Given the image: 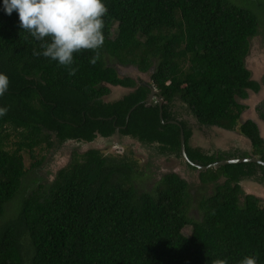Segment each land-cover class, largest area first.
<instances>
[{
    "label": "trees",
    "instance_id": "1",
    "mask_svg": "<svg viewBox=\"0 0 264 264\" xmlns=\"http://www.w3.org/2000/svg\"><path fill=\"white\" fill-rule=\"evenodd\" d=\"M262 17L264 0H0V264H264V206L241 185L264 186V165L192 164L264 162L260 127L241 122L239 102L261 90L246 59ZM151 85L162 109L145 102ZM110 87L132 91L104 101ZM178 100L199 127L239 131L251 153L193 147ZM256 111L264 122V103ZM115 136L198 172L213 187L197 202L200 219L179 175L145 191L137 181L148 168L132 152L92 146ZM68 143L88 147L68 149L50 183L29 177L42 152Z\"/></svg>",
    "mask_w": 264,
    "mask_h": 264
},
{
    "label": "rangeland",
    "instance_id": "2",
    "mask_svg": "<svg viewBox=\"0 0 264 264\" xmlns=\"http://www.w3.org/2000/svg\"><path fill=\"white\" fill-rule=\"evenodd\" d=\"M264 19V17H262ZM246 67L251 72V79L258 82L261 85V90L259 93H254L249 91V98L247 100H239L247 106V110L242 116V121L251 119L258 123L261 131V135L264 137V122L258 117L256 107L261 103H264V35H260L255 39L251 40V50L246 59ZM121 77H131L136 81H144L148 83L150 81L149 73H140L135 67H123L118 68ZM111 94L104 98V101H114L118 100L129 93L132 90L123 87H110ZM153 101V100H152ZM154 102V101H153ZM182 103L178 100L176 102L175 108L177 110H182L183 114H186V118L189 119L190 124L193 126V137L191 140V145L194 147L204 148L205 150L211 149H228L233 148V146L239 145L236 140H241L240 143L243 148L252 149L251 143L244 137L240 136L239 133H232L228 131H221L219 129H203L197 125L194 118L190 117V114L186 109H181ZM184 107V106H183ZM186 112V113H185ZM244 140V141H243ZM72 145L70 148L69 146ZM97 149H101L106 153L120 152L125 153L127 151L132 152L134 158L139 161L140 165L147 167L148 171L140 177L137 181V186L145 191L153 189L158 181L168 173H175L181 178L187 181L189 184V193L192 198V215L196 219H200V215L197 210V202L202 198L210 195L213 192L212 186H204L199 180V174L196 171H191L187 168L184 161H181L175 157L165 158L163 156H158L154 153V149L149 147H144L138 142L124 138L120 139L115 136L111 140H97L96 145H92ZM75 147L79 153L84 152L87 145L78 148L77 144H67L60 151L49 150L44 151L38 157L40 160L42 155L45 156L43 159V164L40 168L33 171V174H29V177L34 178V174H39L44 176L41 183H50L54 177L55 172L60 168L68 164L70 161L71 152L68 149ZM91 147V146H90ZM40 151H37V154ZM34 162L31 157L27 154L25 155V163L27 168H31ZM47 172V177H46ZM51 174V175H50ZM222 182V181H221ZM243 192L245 194H253L262 200V205L264 206V186L257 185L251 181L245 182L243 187ZM190 228L184 230V234H189Z\"/></svg>",
    "mask_w": 264,
    "mask_h": 264
},
{
    "label": "water",
    "instance_id": "3",
    "mask_svg": "<svg viewBox=\"0 0 264 264\" xmlns=\"http://www.w3.org/2000/svg\"><path fill=\"white\" fill-rule=\"evenodd\" d=\"M156 93H157L156 90L151 88V92H150V94H149V96L145 102L148 103L150 100H152ZM157 101H158V103H161V98L157 99ZM160 108H162V105H160ZM129 116H130V114L128 115V118H129ZM160 117L162 119V111H160ZM181 151H182L183 158L187 161L188 158H187V153H186L185 139H184L183 132H181ZM245 162H254V163L264 165V162L261 159L254 157V158H247V159H236V160H232V161L218 162V163H214L212 165V167L225 166V165L234 164V163H245Z\"/></svg>",
    "mask_w": 264,
    "mask_h": 264
},
{
    "label": "flooded vegetation",
    "instance_id": "4",
    "mask_svg": "<svg viewBox=\"0 0 264 264\" xmlns=\"http://www.w3.org/2000/svg\"><path fill=\"white\" fill-rule=\"evenodd\" d=\"M159 98H161V96H160V94H159V92H157L156 94H155V96H154V98L152 99L153 101L155 100V99H159ZM152 100H150L148 103H150V102H153ZM161 101H162V98H161ZM159 105H162V103H158ZM162 109V108H161ZM244 114V113H243ZM243 114H242V116H243ZM242 116H241V122H245V121H247V120H245V121H242ZM201 128H203V129H208V128H206V127H201ZM212 129H217V128H212ZM219 130H221V129H219ZM221 131H223V130H221ZM224 132H225V130H224ZM230 132V131H229ZM239 133V131H233L232 133ZM240 135V134H239ZM241 136V135H240ZM193 137V136H192ZM243 137V136H242ZM263 137V136H262ZM245 138V137H244ZM264 138V137H263ZM192 140V139H191ZM237 142H238V144L239 145H237V146H233V148L232 149H238V150H242V151H248V152H250L251 153V150L250 149H247V148H243L242 147V145L240 144V143H242V142H240L239 140H236ZM244 141V140H243ZM194 147V146H193ZM202 149H204V148H202ZM229 149H231V148H228V149H226V150H224V149H211V152H213V151H218V150H222V151H227V150H229ZM205 150V149H204ZM250 158H253V157H250ZM257 158V157H256ZM184 159V158H183ZM236 159H247V158H235V159H228V160H222V161H219V162H223V161H232V160H236ZM184 161L185 162H189V163H192V162H190L189 160H185L184 159ZM216 163H218V162H216ZM192 164H195V163H192ZM214 164V163H213ZM213 164H210V165H208V166H203V165H200V164H195L196 165V168L198 169V171L199 170H203V171H205V170H208L209 168H217V167H212V165ZM198 165V166H197ZM218 167H220V166H218ZM248 181H251V180H245V181H241V185H242V187H243V185H244V183L245 182H248ZM251 182H253V183H255V184H257V185H259L257 182H255V181H251ZM263 186V185H262ZM247 195H253V194H247ZM253 196H255V195H253ZM256 197V196H255ZM258 198V197H257Z\"/></svg>",
    "mask_w": 264,
    "mask_h": 264
},
{
    "label": "clouds",
    "instance_id": "5",
    "mask_svg": "<svg viewBox=\"0 0 264 264\" xmlns=\"http://www.w3.org/2000/svg\"><path fill=\"white\" fill-rule=\"evenodd\" d=\"M151 88L155 89L156 92H158L157 89H156L153 85H151V87H150V92H151ZM154 102L158 104L157 99H155ZM146 103H147V102H146ZM161 103H162V101H161ZM100 140H102V139H100ZM253 158H254V157H253Z\"/></svg>",
    "mask_w": 264,
    "mask_h": 264
}]
</instances>
